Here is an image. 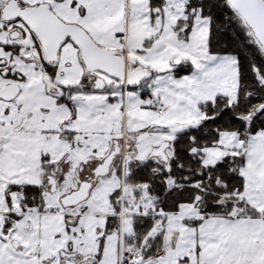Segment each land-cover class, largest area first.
Masks as SVG:
<instances>
[{"label": "snow or ice", "instance_id": "obj_1", "mask_svg": "<svg viewBox=\"0 0 264 264\" xmlns=\"http://www.w3.org/2000/svg\"><path fill=\"white\" fill-rule=\"evenodd\" d=\"M0 264H264V0H0Z\"/></svg>", "mask_w": 264, "mask_h": 264}]
</instances>
